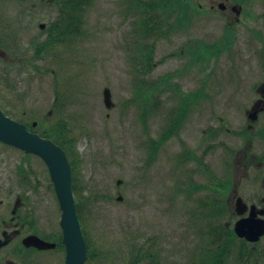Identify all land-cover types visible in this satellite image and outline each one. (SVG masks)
<instances>
[{
    "label": "rangeland",
    "instance_id": "374dc122",
    "mask_svg": "<svg viewBox=\"0 0 264 264\" xmlns=\"http://www.w3.org/2000/svg\"><path fill=\"white\" fill-rule=\"evenodd\" d=\"M8 3L11 5L7 7L12 10L13 3ZM15 7L17 9V5ZM54 14L52 6L50 14L39 12L21 18L26 33H17L15 41L20 45L17 52L28 58V63L13 65L0 77V108L25 123L33 120L42 125L51 123L57 120L52 115V103L54 88H58L59 100L63 103L61 112L70 129L66 136L71 138L69 147L75 154L78 187L83 189L74 192V198L76 200L78 194L85 197L82 227L89 243L96 245L94 249L97 245L102 246V250L124 247L133 240L152 243L163 264H197L204 252V258L209 261L205 246L196 234L198 224L194 225L196 220L192 216L198 195L187 197L179 191L183 183L186 184L183 181L191 166L188 161L179 165L177 157L187 149L200 152L204 146L203 130L216 124L217 114L227 116L224 124L231 128V133L240 130L241 109L226 108L218 93L223 91L227 98L238 92L243 94L258 76L240 81L243 87L232 92L236 83L224 81L221 74L212 75L208 70L211 61L206 54L202 61H197L192 52H188V40L202 43L209 40L202 11L187 30L149 40L154 44V64L152 70L143 75L144 85L147 88L148 83H154L160 76L175 72L169 82L179 87L181 93L164 90V82H160L153 88L149 104L144 105L136 97L138 77L132 62L136 54L134 39L145 42L134 34L141 17L139 9L128 0H94L77 43L70 50H65L62 44L52 46L51 51L69 59L66 64L35 48V44L45 42L44 36L49 34L48 25ZM40 23L45 24L43 29L38 27ZM0 30L7 32L4 27ZM6 35L13 40L10 34ZM29 39L32 42L27 44ZM218 61L224 63V56ZM233 65L240 64L234 61ZM53 72L60 74L61 82H55ZM200 83L209 84L214 93L212 102L188 111L177 132L155 149L152 144L167 124L169 112L177 107L180 95ZM105 87L110 90V107L103 102ZM48 110H51L49 115ZM44 117L47 120L43 122ZM231 139L232 136L224 132L218 140L232 147L235 142ZM218 140L210 142L213 147L218 145ZM153 150L154 155H150ZM223 152L224 149L217 146L206 159L214 175H220ZM0 154V185L4 190L13 188L16 165L28 162L34 173L35 193L41 198L35 203L36 208L50 213L51 224L57 226L55 220L60 210L43 162L33 155L24 158L20 151L2 144ZM114 254L113 262L96 257L88 259L86 264H120L119 255Z\"/></svg>",
    "mask_w": 264,
    "mask_h": 264
},
{
    "label": "flooded vegetation",
    "instance_id": "af4514ba",
    "mask_svg": "<svg viewBox=\"0 0 264 264\" xmlns=\"http://www.w3.org/2000/svg\"><path fill=\"white\" fill-rule=\"evenodd\" d=\"M8 1L13 3L12 10L7 7L11 5ZM200 1H196L197 16L202 11L205 14L209 31L206 43L212 48L205 54L210 56L208 70L211 74H221L224 81H234L237 87H233L232 92L243 87L240 81L245 78H259L251 82L243 94L238 92L227 98L223 91L218 93L226 108L241 109L243 124L240 130L231 133V128L224 124L228 119L225 114H217L212 129L203 130L204 147L199 155L205 152L204 163L211 153L210 142L220 139L224 132L235 142L232 147L226 142L220 145L224 149L219 173V186L224 192L221 194L222 209L209 213L214 215L209 222L218 223V229L205 237L204 244L213 252L209 253V258L219 259L220 264H254L259 257H264V231L258 233L264 229V0ZM51 3L52 0H0V27L8 32L0 30V77L13 65L21 64L17 56L20 45L15 41L17 33H26L21 18L39 12L50 14ZM38 27L41 28L40 24ZM48 35L44 36V41ZM30 42L31 39L27 44ZM223 56L224 63L219 62ZM234 61L240 65L234 66ZM188 64L190 66V61ZM194 86L186 89L190 93L188 102L192 110L198 104L211 103L214 95L208 83ZM201 88L203 96L196 93ZM17 150L24 158L31 156ZM196 164L197 158H192L193 178L203 183L209 176L206 171L197 170ZM33 176L30 164L20 162L16 165L15 186L4 190L0 185V264H65L61 210L59 208L55 220L57 226H53L51 214L36 208L35 203L41 198L35 193Z\"/></svg>",
    "mask_w": 264,
    "mask_h": 264
},
{
    "label": "trees",
    "instance_id": "16d2710c",
    "mask_svg": "<svg viewBox=\"0 0 264 264\" xmlns=\"http://www.w3.org/2000/svg\"><path fill=\"white\" fill-rule=\"evenodd\" d=\"M128 2L139 9L140 18L137 20L134 34L136 37L145 39V42L134 40V46L136 54L132 56V62L135 64L134 68L137 74V81L135 87L137 88L136 97L142 103L149 104L151 99L153 88L156 89V84L164 82V90L172 91L174 94L181 93L179 87L173 86L169 79L174 76L175 72H169L163 76H160L154 83H148L147 88L144 85L146 82L143 79V75L152 70L154 62H152V54L154 51V44L149 42L157 39L165 38L176 31L187 30L193 16L197 13L198 8L193 4L192 0H128ZM94 0H52V5L55 8V14L49 22V35L48 39L41 43V45L35 44V48L42 54L48 52L50 56L56 61L60 59L62 63L66 64L69 62L67 57L56 54L52 50V46L55 44H62L65 50H70L73 45L77 43L82 35V26L85 23V16L88 9L93 5ZM195 49V56L197 59L202 60L204 56L202 53L208 50L205 46L206 43L196 40L193 43ZM201 54V55H200ZM57 74V75H56ZM53 72L55 82L60 81V74ZM176 88V89H175ZM176 91L178 93H176ZM54 101L52 103V115L56 116L57 120L51 123L42 125L41 122L37 121L35 128H32L30 122L25 123L33 131L38 132L43 137H46L58 145H60L66 152L72 169V189L78 193L83 191L81 187H78V180L76 178V160L74 159L75 154L71 151V144L69 137L67 138L66 133L69 129L67 123L63 118L61 112L63 103L59 100V90L57 87L54 88ZM179 95V94H178ZM180 102L173 112H169V118L167 125L164 127L163 132L159 135L152 146L156 149L161 146L170 136L175 134L185 120L189 109V96L180 95ZM144 108V107H143ZM7 113L9 111H6ZM49 115V114H47ZM142 122H144V115L142 114ZM22 121V119H20ZM47 120L46 117L43 118ZM150 155H154L153 152ZM193 154L190 150L183 151L180 156L177 157L179 165H183L192 158ZM152 159L149 158L150 162ZM203 169L209 174V179L203 183L195 181L192 176L186 175V184L183 183V187L179 188L180 192L185 193L187 197L197 194L196 207L193 210L192 216L195 218V226L198 224V235L201 242H204L205 237L215 233V228L218 229V223H210V217L214 218V215L209 213L219 212L222 209L221 194H224L219 186L221 182L219 178L214 175V172L207 166L201 165ZM179 183H182L181 181ZM206 188L207 190H202ZM209 191V192H208ZM76 209L78 217L82 223V206L85 204V197L80 196L76 198ZM83 228V227H82ZM84 229V228H83ZM84 231V230H83ZM85 235L87 256L88 259L99 257L100 260L113 262L115 254L119 255L120 264H163L161 257H159L158 251L152 248V243L144 244L143 242L138 243L135 241H128L124 247H116L115 249H97L96 245H91L88 238ZM213 242H216L213 240ZM206 249V248H205ZM209 253H213L208 251ZM102 250V251H101ZM114 254V255H112ZM205 252L200 257L197 264H220L219 259L209 258V261L204 258ZM121 258V259H120ZM110 263V262H109ZM258 264H264V261H260Z\"/></svg>",
    "mask_w": 264,
    "mask_h": 264
},
{
    "label": "water",
    "instance_id": "95a60500",
    "mask_svg": "<svg viewBox=\"0 0 264 264\" xmlns=\"http://www.w3.org/2000/svg\"><path fill=\"white\" fill-rule=\"evenodd\" d=\"M103 101L106 107L112 104L107 87L103 89ZM0 141L26 153L38 155L44 161L62 211L60 220L66 248L65 264H85V243L76 216L71 191V170L64 151L51 140L28 131L24 124L9 118L1 110Z\"/></svg>",
    "mask_w": 264,
    "mask_h": 264
}]
</instances>
